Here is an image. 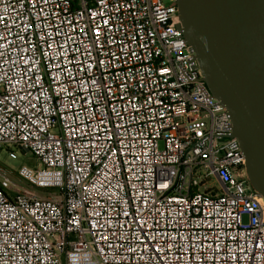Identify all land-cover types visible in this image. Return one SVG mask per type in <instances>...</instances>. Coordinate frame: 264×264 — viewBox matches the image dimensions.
I'll use <instances>...</instances> for the list:
<instances>
[{
    "label": "built area",
    "instance_id": "obj_1",
    "mask_svg": "<svg viewBox=\"0 0 264 264\" xmlns=\"http://www.w3.org/2000/svg\"><path fill=\"white\" fill-rule=\"evenodd\" d=\"M193 55L177 0H0V147L36 160L0 180V264H264Z\"/></svg>",
    "mask_w": 264,
    "mask_h": 264
},
{
    "label": "water",
    "instance_id": "obj_2",
    "mask_svg": "<svg viewBox=\"0 0 264 264\" xmlns=\"http://www.w3.org/2000/svg\"><path fill=\"white\" fill-rule=\"evenodd\" d=\"M183 36L226 107L249 180L264 197V0H177Z\"/></svg>",
    "mask_w": 264,
    "mask_h": 264
},
{
    "label": "rangeland",
    "instance_id": "obj_3",
    "mask_svg": "<svg viewBox=\"0 0 264 264\" xmlns=\"http://www.w3.org/2000/svg\"><path fill=\"white\" fill-rule=\"evenodd\" d=\"M14 149L19 152L18 159H12L9 156V150L5 147H0V180L8 177L17 186H23L26 182L19 176L17 169L23 163L33 165L36 163V160L30 152H25V150L20 147H16ZM41 191L46 192V189H41ZM243 220L247 221L246 215H244Z\"/></svg>",
    "mask_w": 264,
    "mask_h": 264
},
{
    "label": "bare ground",
    "instance_id": "obj_4",
    "mask_svg": "<svg viewBox=\"0 0 264 264\" xmlns=\"http://www.w3.org/2000/svg\"><path fill=\"white\" fill-rule=\"evenodd\" d=\"M262 200H264V198Z\"/></svg>",
    "mask_w": 264,
    "mask_h": 264
}]
</instances>
